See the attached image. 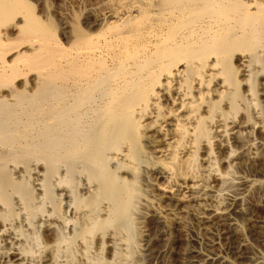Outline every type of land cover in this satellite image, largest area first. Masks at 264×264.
<instances>
[{
  "label": "bare ground",
  "instance_id": "6f19581e",
  "mask_svg": "<svg viewBox=\"0 0 264 264\" xmlns=\"http://www.w3.org/2000/svg\"><path fill=\"white\" fill-rule=\"evenodd\" d=\"M32 5L0 0V264H264V0Z\"/></svg>",
  "mask_w": 264,
  "mask_h": 264
},
{
  "label": "rangeland",
  "instance_id": "374dc122",
  "mask_svg": "<svg viewBox=\"0 0 264 264\" xmlns=\"http://www.w3.org/2000/svg\"><path fill=\"white\" fill-rule=\"evenodd\" d=\"M27 1L29 3H31V5L33 4L32 6H34L35 11L37 12V13L36 12L35 13L39 17V20L44 24L45 28H48V22H46V18L55 17V19L57 20V19H59L58 16H57V13L63 12L62 10H64L65 8H70L72 10H75V8L77 7V1L78 0H40V2L44 1L50 7L49 13H47L48 15L47 14L45 15L46 12L44 13V10L41 9V7L38 6V1L39 0H27ZM58 34L59 33H57V37L58 36L61 37L60 34L59 35ZM153 224H154V226L157 227V229H159L161 231H164L160 224L159 225H157V224L155 225V222ZM157 235H159V234H157ZM154 237H157V236H154ZM159 239H162V240L161 241H155V243H153L152 250L158 251L162 247H164L165 244L166 245L168 244V235H166L164 237H159ZM162 243H164V244H162ZM157 246H158V248H157ZM181 247L183 248V250L185 249V246H181ZM220 247H222V246H220ZM263 250H264V248L263 249L260 248V251H261L262 255L264 256V251ZM178 256L179 255L173 256L171 259L173 261H178V259L181 260V259L184 258V257H182L180 259V256L179 257Z\"/></svg>",
  "mask_w": 264,
  "mask_h": 264
}]
</instances>
